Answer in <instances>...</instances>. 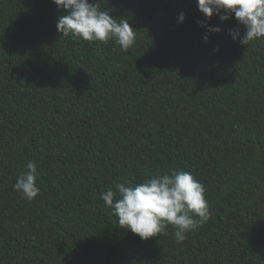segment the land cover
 Masks as SVG:
<instances>
[{"label": "trees", "instance_id": "16d2710c", "mask_svg": "<svg viewBox=\"0 0 264 264\" xmlns=\"http://www.w3.org/2000/svg\"><path fill=\"white\" fill-rule=\"evenodd\" d=\"M89 2L128 21L129 50L62 36L53 0H0V264H264V37L241 45L197 0ZM173 169L210 219L183 243L120 227L101 194Z\"/></svg>", "mask_w": 264, "mask_h": 264}, {"label": "clouds", "instance_id": "9594fccd", "mask_svg": "<svg viewBox=\"0 0 264 264\" xmlns=\"http://www.w3.org/2000/svg\"><path fill=\"white\" fill-rule=\"evenodd\" d=\"M66 15L58 19L57 31L64 37L80 38L89 42L114 41L121 51L129 50L135 43L134 29L127 20L117 21L109 12L99 10L89 0H53ZM198 10L206 17L214 14L227 21L234 14L239 25L245 28L230 29L234 41L248 46L257 38L264 37V0H197ZM181 13L178 22H183ZM201 26H205L201 23ZM220 27H208V33H218ZM202 39L207 42L206 34ZM218 51V49H217ZM27 171L16 177L13 188L22 198L31 202L39 194L36 185L37 166L29 161ZM116 191L109 189L101 194L105 206L118 218V224L148 239L166 233L169 225L174 229V239L183 243L189 232H194L210 219L209 205L204 186L189 172L175 169L161 176L149 178L135 186L115 183Z\"/></svg>", "mask_w": 264, "mask_h": 264}]
</instances>
